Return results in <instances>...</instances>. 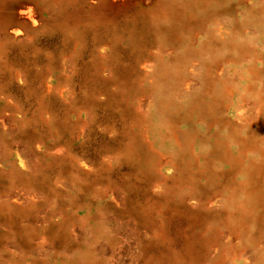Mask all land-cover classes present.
Returning a JSON list of instances; mask_svg holds the SVG:
<instances>
[{
    "label": "rangeland",
    "instance_id": "1",
    "mask_svg": "<svg viewBox=\"0 0 264 264\" xmlns=\"http://www.w3.org/2000/svg\"><path fill=\"white\" fill-rule=\"evenodd\" d=\"M6 1L25 9L0 0V11ZM33 1L38 24L0 19V264H264V229L238 233L219 216L244 199L228 184L264 161V0L226 1L219 30L228 41L212 62L189 55L212 22L189 50L159 38L141 8L93 19L72 16L88 0H60L56 10ZM160 98L197 137L185 182L172 177L168 157L178 155L159 126ZM196 100L218 106L188 116ZM143 118L167 156L153 178L138 156ZM215 138L239 155L234 170ZM227 247L238 254L221 262Z\"/></svg>",
    "mask_w": 264,
    "mask_h": 264
},
{
    "label": "bare ground",
    "instance_id": "2",
    "mask_svg": "<svg viewBox=\"0 0 264 264\" xmlns=\"http://www.w3.org/2000/svg\"><path fill=\"white\" fill-rule=\"evenodd\" d=\"M22 1V6L25 5V9L21 13L18 12L19 10L17 9L18 7L16 8L15 3L6 1L1 7L3 10L0 11V19L4 18L5 22H18L27 27L38 24L41 8L33 0ZM226 1L195 0V7L192 10L189 9L186 0H88L86 6L79 1L76 5L77 8H73L72 16L84 15L97 19V14H99L111 19L125 15L136 8H141L149 13L155 21V32L160 36L159 38L172 45L187 44L189 50L194 46L198 34L204 30L205 22L209 21L214 23V27L209 30L208 37L199 44L197 52L190 51L189 55L212 62L218 58L214 51L220 45L226 46L228 41L227 24L222 21ZM59 3L60 0H48L46 4L47 7L56 10L57 8H61L62 4L59 6ZM196 10L203 13L199 15V12ZM64 13H66L64 14L65 16L69 14L68 9L65 7ZM163 24L166 26L165 28L162 27ZM224 24H226L225 31L223 30L222 32L219 30V27L224 26ZM242 52L247 54L248 51L242 50ZM184 58V55H179L173 59L171 58V61L174 64H180ZM217 70H219L218 67L215 70L216 74ZM248 72L253 77L258 76L260 73L259 70L253 67L249 68ZM169 104L167 98H160L156 100L155 108L159 116V126L165 130L167 139L177 149V158L168 157L170 160L169 165L175 170L172 177L185 182L188 166L198 159V155L193 150V144L197 137L193 131L180 129L178 119L170 115ZM217 106L211 100H196L186 108L185 113L188 116L195 114L201 117ZM144 123L145 120L143 118L136 135L139 148L138 156L143 163V167L146 168L149 178H153L155 174L154 168L157 164L158 166L163 163L166 164L163 156H167L148 137V131ZM261 123L264 126V116ZM212 147L214 151L220 153L222 160L230 166L231 170H234L238 166L240 161L239 155H233L224 140L215 138L212 141ZM162 181L166 182V180ZM207 181L213 185H221L213 175H209ZM228 187L232 192L238 191L242 193L244 199L238 203L237 209L230 208L219 216L231 218L234 222L231 229L238 233L247 231L252 224H256L259 229H264V161L260 165L249 168L247 178L244 181L228 184ZM18 210L22 214L28 213L26 210ZM218 234L221 236L220 233ZM194 246L200 249L198 244L195 243ZM236 254H238L237 250L227 247L223 250L220 261L223 262L227 255Z\"/></svg>",
    "mask_w": 264,
    "mask_h": 264
}]
</instances>
